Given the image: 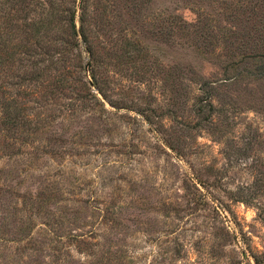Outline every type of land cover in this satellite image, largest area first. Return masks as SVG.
Listing matches in <instances>:
<instances>
[{
  "label": "rangeland",
  "instance_id": "rangeland-1",
  "mask_svg": "<svg viewBox=\"0 0 264 264\" xmlns=\"http://www.w3.org/2000/svg\"><path fill=\"white\" fill-rule=\"evenodd\" d=\"M169 5L144 6L128 54L123 30L113 56L101 41L100 103L81 44L66 94L87 99L43 104L24 145L0 137V264H264L261 94L167 44ZM196 76L226 85L199 115Z\"/></svg>",
  "mask_w": 264,
  "mask_h": 264
},
{
  "label": "trees",
  "instance_id": "trees-1",
  "mask_svg": "<svg viewBox=\"0 0 264 264\" xmlns=\"http://www.w3.org/2000/svg\"><path fill=\"white\" fill-rule=\"evenodd\" d=\"M152 2L0 0V137L24 145L34 133L33 118L41 116L43 104L61 98L82 102L87 99L79 92L75 98L66 94L73 89L66 85L72 74L67 65L71 56L78 54L81 58V44L86 45L91 67L90 79L84 82V87L96 91L88 93L100 103L98 95L104 98L97 72L102 59L101 41L104 38L109 41L113 56L116 45L113 38L118 29L123 30L128 33L124 35L128 54L131 41L125 38L133 23H144L142 11ZM168 3L171 5L164 12L169 14L165 21L168 33L163 38L167 44L173 45L174 37L179 36L180 45L193 49L202 62L216 65L222 76L231 80L228 85L240 80L254 83V92L261 94L264 103V94L258 88L264 83V0H168ZM183 10L195 20L184 18L180 13ZM185 71L196 75L191 68ZM196 77L200 78L198 112H195L199 115L211 105L216 90L226 85L216 87L213 82ZM259 107L264 108L261 104ZM263 188L264 177L251 186L255 195ZM253 261L263 264L257 255Z\"/></svg>",
  "mask_w": 264,
  "mask_h": 264
}]
</instances>
